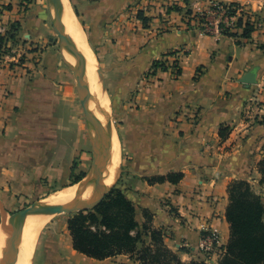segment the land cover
Segmentation results:
<instances>
[{
  "label": "crops",
  "instance_id": "0c3cea01",
  "mask_svg": "<svg viewBox=\"0 0 264 264\" xmlns=\"http://www.w3.org/2000/svg\"><path fill=\"white\" fill-rule=\"evenodd\" d=\"M148 2L157 9L162 4ZM175 2L158 17L142 6L150 18L148 27L124 13L147 0H93L92 7L104 10L101 20L113 24L108 28L111 39L116 38L123 88L138 91L134 108L123 111L128 161L121 189L133 202L140 225L144 211L150 212L166 244L183 261H192L210 233L216 236L213 247L222 253L230 237L228 186L256 169L264 154V100L254 116L244 114L255 93H264V0ZM211 2L242 4L262 26L246 38L243 29L228 36L205 33L195 21L189 25L186 11ZM25 3L0 0V35L19 23L18 43L6 45L12 47L10 56L15 59L18 49L26 52L22 65H9L6 55L0 58V194L16 195L19 186L34 188L48 176L64 182L67 155L75 154L65 139L64 117L70 111L62 102L66 72L55 50L45 48L53 41L49 10L39 2ZM174 57H179L178 75L153 66ZM149 71L152 76L143 80ZM250 71L257 82H241ZM222 128L230 130L225 138ZM173 173L183 178L178 183L152 181ZM41 240L40 264H140L126 254L97 260L78 252L67 224L51 226Z\"/></svg>",
  "mask_w": 264,
  "mask_h": 264
},
{
  "label": "rangeland",
  "instance_id": "374dc122",
  "mask_svg": "<svg viewBox=\"0 0 264 264\" xmlns=\"http://www.w3.org/2000/svg\"><path fill=\"white\" fill-rule=\"evenodd\" d=\"M24 1H26V3L23 5L25 7H28L29 4H33V3L38 4L39 2L40 5L44 6L46 9L49 10L48 0H24ZM92 1L93 0H69V3L85 32V35L89 41L92 50L94 51L97 57L98 69H100V71L99 70L98 71L104 75V83H105L104 85L106 88L107 98L110 102V116H109V123L107 122V124L108 126H110L111 123H113L114 129L119 137L122 146L121 147L122 162L119 168V175L115 182L110 183V185L114 184L113 187L110 189V191L114 188L122 191L121 172L124 164L128 161V154L126 150L127 129H126V125L124 124L127 123L128 121L122 120V117L124 115L123 113L124 110L128 111L129 108H134L133 102L138 91L136 88L134 89L123 88L125 84L124 80H126V78L122 72L121 64H119L120 59L118 58V56L115 55L113 44H116L115 42L116 38H113V40L111 39L112 37L111 35H113V33L109 29L110 26H112L113 24L104 23V21L101 20V15L103 14L104 10H102L101 8L96 9L95 7H92L94 4L92 3ZM167 1L168 0H160V2H158L160 4L162 3L161 6H159V9L160 8L162 9V7H164L160 12H158L159 9H157L158 6L156 4L151 5L147 0L146 5H144L143 3L141 4V6H139L138 3L134 4L131 6V8H128L124 13L125 15L130 16L128 17V20L131 21L132 17L139 19L138 13L140 11H143L144 14H146V10H145L146 7L147 8L150 7L148 8L147 12L154 13L158 17L163 10H166V7L168 6L166 5ZM142 6L145 9L142 8ZM188 17L189 16H187V18ZM47 20L50 27L49 35L53 37V41L49 42L45 46V48L50 47L55 50V54L60 58L61 65L66 72V77L64 81H66L68 88L62 92V96L64 98L62 102H65V106L70 111L67 112L66 116L64 117L66 122L65 126L67 128V131L65 133V139L68 144L72 145L71 146L72 151L75 150V154L70 152V154L67 155V165H66L67 175L65 176L64 182L60 180L57 181V179H53V177L48 176L47 178H44L39 185H35L34 188L30 187V188L22 189L20 188L21 186H19V190L21 191H18V189H16L15 191L17 193L16 195H13L12 193L9 194L4 193V192L0 194V229L4 226L3 228L4 232L7 231L11 226H13L14 223L12 222L16 223L20 219L22 211L36 204H40L43 202L45 203L46 199L49 196H51L53 193L57 192V190L59 191L63 187L73 184L74 177L80 176L81 174H84L85 176L86 174L90 173L92 168L94 167L93 163L95 156L97 154L94 148V141L92 137V135L94 136L95 134L94 129L91 126L89 129L88 122L84 113V108L82 106L83 90L80 87L82 85L78 84L76 81L74 72L71 70L70 67V64H72V62L70 61V55L68 54L66 48L63 46L60 37L54 31L49 15ZM45 48H42V51H45ZM13 52H14L13 55L15 54V59L11 58L10 54H8L9 55L8 57H5V61H7L9 65L11 66L22 65L23 63L21 62H26L25 60H22L23 56L24 55L26 56V52L23 53L22 51H20V49L16 50V52L15 51ZM37 58L38 56H35V58L33 59L34 65L36 64L35 60ZM150 75L152 76L151 71H149L148 74H145L144 78L142 79L143 80L149 79L151 77ZM50 80H52V77H50ZM250 100L251 101H249L248 106L245 108V112H244L245 116H252V115L254 116L257 111L263 109L260 108V104H262L264 100V93L262 91L261 92L258 91V93H255V95ZM228 131H229L228 132L229 135L230 130L228 129ZM227 149H229L228 150L229 153L231 147H228ZM225 153L224 154L220 153V155L223 156L225 155ZM257 160L258 161L256 163L257 166L256 169L247 171L243 176L241 175V178H237L232 181L234 182L237 180H243L248 182L253 187V189L264 198V184L261 183V181L263 180V175L260 173L261 166L259 164L261 161L264 160V154H262L261 157H258ZM227 167L229 166L227 165ZM54 178H57L56 175ZM11 192H13L12 189ZM145 212H147L150 216H152L150 212L144 211V213ZM79 213L80 212L54 213V217L52 221L46 227H44L39 234L38 241L36 243L33 252L32 264H40V251H41L40 247L42 245L41 237L43 236L44 232H47V230L55 224L68 225L69 221L76 214ZM3 218H7V219L3 220ZM9 218L14 220L10 222ZM151 221H152L151 225H153L152 218ZM6 227L7 229H5ZM4 248L5 245L0 244V250H1L0 255L3 253ZM206 248L208 247H205L204 249L199 248L196 259H199L198 257H202L205 258L210 264H219L220 258L223 255L224 250L221 253L220 250L215 249L213 246L210 247L209 249ZM183 262H190V261H183Z\"/></svg>",
  "mask_w": 264,
  "mask_h": 264
},
{
  "label": "trees",
  "instance_id": "16d2710c",
  "mask_svg": "<svg viewBox=\"0 0 264 264\" xmlns=\"http://www.w3.org/2000/svg\"><path fill=\"white\" fill-rule=\"evenodd\" d=\"M219 4L228 8V15L241 10L242 16L238 18L237 26L243 29L244 37H250L256 30V25L251 20V15H255L239 3ZM186 14L190 17L189 25L193 21L206 22V16L194 14L191 9ZM244 16L247 17L246 20ZM138 18L145 27L149 26L150 18L143 11L138 13ZM18 31L19 23L16 22L11 24L5 35H0V58L11 53L12 47L6 46L8 41L18 43ZM223 34L236 36L237 32L225 31ZM153 66L168 68L162 61L154 62ZM228 132L227 128H222L220 136L225 138ZM259 164L263 175L261 183L264 184V160ZM83 177L84 174L76 176L73 182L76 183ZM182 178L183 174L173 173L152 181L168 180L178 183ZM228 194L226 218L230 225V237L219 264H264V198L243 180L232 181L228 186ZM144 218L145 222L140 225L133 202L121 190L114 188L94 210L76 214L69 221L68 229L74 249L97 260L126 254L134 257L140 264H210L202 257L183 262L178 253L166 244L164 232L151 225L153 217L145 212Z\"/></svg>",
  "mask_w": 264,
  "mask_h": 264
},
{
  "label": "bare ground",
  "instance_id": "6f19581e",
  "mask_svg": "<svg viewBox=\"0 0 264 264\" xmlns=\"http://www.w3.org/2000/svg\"><path fill=\"white\" fill-rule=\"evenodd\" d=\"M53 14L58 27L72 42L75 57L67 51L70 55L71 65L77 64L79 74L89 87L87 105L91 117L100 125L99 128L90 125L94 129V137H100L105 133V138L99 142L101 166L97 164L80 181L57 190L46 199L45 203L62 204L63 206L91 204L98 199L106 186H110V183L116 181L119 175L122 162L121 143L113 123L110 126L107 124L110 116V102L106 94L104 75L98 71L97 57L70 6L69 0H56ZM81 85L83 90L85 87L83 84ZM54 213L56 212L46 209L38 215H27L17 228L9 249V256L14 264H32L33 252L39 234L52 221ZM5 219L7 218H3V220ZM13 220L10 219V222ZM3 228L4 226L0 229V244L6 245L7 231L4 232ZM1 255L0 264H4Z\"/></svg>",
  "mask_w": 264,
  "mask_h": 264
},
{
  "label": "water",
  "instance_id": "95a60500",
  "mask_svg": "<svg viewBox=\"0 0 264 264\" xmlns=\"http://www.w3.org/2000/svg\"><path fill=\"white\" fill-rule=\"evenodd\" d=\"M56 5V0H48V6H49V16L51 19V24L52 27L54 29V31L58 34V36L60 37L63 46L66 48V50L74 55V50H73V46H72V42L71 40L67 37V35L63 32V30H61L57 23L56 20L54 18V14H53V7ZM60 14V13H59ZM71 70L74 72L76 81L78 84H83L84 85V89L82 92V106L84 108V113L88 122V126L90 129V125H93L95 128H99L100 125H98L93 118L91 117L90 114V110L88 108L87 105V99H88V94H89V87L87 86V84L85 83V81L83 80V78L81 77V75L79 74L78 70H77V64L71 65ZM100 71V69H99ZM241 82L245 83V84H255L257 82L256 79V73L255 71H250L248 72L242 79ZM93 137V141H94V148L96 150V156L94 159V163L93 166L95 167L97 164L99 166L100 165V160H101V148L99 147V142L102 141L105 138V133L100 136V137ZM86 176V175H85ZM84 176V177H85ZM83 177V178H84ZM114 184L110 185V186H106L101 194L99 195L98 199L91 203V204H85V205H72V206H63L62 204H47V203H40V204H36L24 211H22L20 219L15 223L13 222V226H11L8 230H7V240H6V245L5 248L3 249V253L1 256V260L3 261L4 264H14V262L12 261V259L9 256V249L11 247L12 244V240H13V236L17 230V228L22 224V222L26 219L27 215L32 213L33 215H38L40 214L42 211L49 209L52 210L54 212H66V213H76V212H86V211H91L94 210L106 197V195L109 193L110 189L113 187Z\"/></svg>",
  "mask_w": 264,
  "mask_h": 264
},
{
  "label": "built area",
  "instance_id": "2783aa9c",
  "mask_svg": "<svg viewBox=\"0 0 264 264\" xmlns=\"http://www.w3.org/2000/svg\"><path fill=\"white\" fill-rule=\"evenodd\" d=\"M167 8L173 7L176 5L175 0H168L166 2ZM227 7H224L219 4V2H211L206 8H198L194 14H202L206 16V22H195L193 25L197 28H200L205 33L220 35L225 31L237 32L241 30L237 26L238 18L242 16L241 10H238L233 15L227 14ZM247 10V9H246ZM255 16L251 15L252 22L255 23L256 29L262 26V23L259 19L255 18ZM246 20V16L243 17ZM2 30H0V34H2ZM9 55H6L8 57ZM179 57L167 58L163 62L164 64L170 68L176 75L179 74V65L178 59ZM214 242H216V236L212 233L205 236L203 240L202 249L208 247L209 249L213 246Z\"/></svg>",
  "mask_w": 264,
  "mask_h": 264
}]
</instances>
